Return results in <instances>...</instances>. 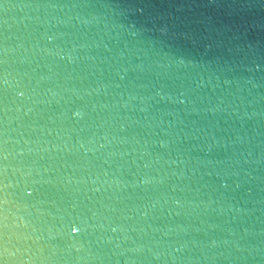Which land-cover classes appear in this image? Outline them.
Masks as SVG:
<instances>
[{
    "label": "water",
    "instance_id": "obj_1",
    "mask_svg": "<svg viewBox=\"0 0 264 264\" xmlns=\"http://www.w3.org/2000/svg\"><path fill=\"white\" fill-rule=\"evenodd\" d=\"M5 163L7 264H264V0H0Z\"/></svg>",
    "mask_w": 264,
    "mask_h": 264
},
{
    "label": "clouds",
    "instance_id": "obj_2",
    "mask_svg": "<svg viewBox=\"0 0 264 264\" xmlns=\"http://www.w3.org/2000/svg\"><path fill=\"white\" fill-rule=\"evenodd\" d=\"M11 74L6 73L3 76L2 79V83L4 85H8L9 87L11 86L10 84V80H9V76ZM9 143V141L6 139L4 141L5 146ZM18 143V142H17ZM47 149H42V151H46ZM10 155H12V153H10L7 149V147L4 148L3 150V161L7 162L9 160ZM10 169L7 166V164H3L0 165V177H3V179H0V239H2V245H0V247H2V254L5 259L3 261H0V264H7V259L9 257H13L17 254L20 253V249H16L15 252H13L10 248V245H12L13 240H17L19 241L21 238L27 240V239H31V236H21L19 235L14 229H17L19 227H21L22 225L25 227H29L31 225H27L24 224L23 221H21V224H17L15 221L17 219V217H15V214L10 213L8 205L10 204V199L9 197V193H8V189L11 188L13 186L12 182L9 181L8 183H4V180H7L8 177V173H9ZM13 174H15L16 172H19L20 169H14L12 170ZM47 171V170H45ZM37 176L40 175L39 171L36 172ZM23 175H27V176H31L32 175V170L29 169L26 173H24ZM44 183H54L53 180H45L43 181ZM82 182V181H80ZM10 216H12V222H9V218ZM72 227L75 228V230L77 232L82 231V230H86L88 228H104L103 224H89L87 220H79L77 222H75ZM39 229L36 227H32V232L35 233L37 232ZM113 231H116V228L112 229ZM41 237H37V239H40ZM31 260V257L29 258Z\"/></svg>",
    "mask_w": 264,
    "mask_h": 264
}]
</instances>
